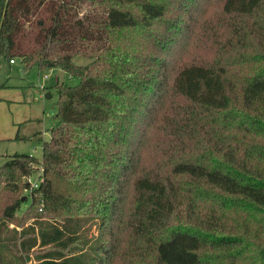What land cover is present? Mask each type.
<instances>
[{"label":"trees","instance_id":"16d2710c","mask_svg":"<svg viewBox=\"0 0 264 264\" xmlns=\"http://www.w3.org/2000/svg\"><path fill=\"white\" fill-rule=\"evenodd\" d=\"M206 2L0 0V57L79 79L0 165V264H264V0H215L223 58L169 62Z\"/></svg>","mask_w":264,"mask_h":264},{"label":"rangeland","instance_id":"374dc122","mask_svg":"<svg viewBox=\"0 0 264 264\" xmlns=\"http://www.w3.org/2000/svg\"><path fill=\"white\" fill-rule=\"evenodd\" d=\"M214 2L215 0H207L203 7H206L208 11L195 12L196 21L188 33L174 43L176 46L174 53L177 52V54L174 60L169 57V62L177 63L182 56L209 62L223 58L215 50L216 44L210 29L203 30L202 24L199 23L205 19H214L218 7L213 5ZM179 3H182V0H172V6ZM176 14L178 11L171 12L172 17ZM242 52L245 56L246 52L244 50ZM238 59L236 54L233 55L232 60L227 56V66ZM75 61L78 64L89 62L83 56H77ZM58 81L71 85L79 83L77 77L70 76L59 66L41 68L39 64H33L26 69L20 59L11 63L4 57H0V165L16 153L42 157L43 141L50 139L51 128L56 122L58 97L54 87ZM43 87H51L53 95L46 96ZM37 131L42 132L40 139L34 136ZM38 176L39 172L35 171L31 179L37 181ZM30 204L31 198L23 201L18 214L21 215ZM14 227L15 224L10 223V228ZM85 233L91 236L98 234L97 226L93 224ZM38 256L37 251H32L27 258L21 256L20 259H16L14 264H40L43 259Z\"/></svg>","mask_w":264,"mask_h":264},{"label":"built area","instance_id":"2783aa9c","mask_svg":"<svg viewBox=\"0 0 264 264\" xmlns=\"http://www.w3.org/2000/svg\"><path fill=\"white\" fill-rule=\"evenodd\" d=\"M11 63H15V60H11ZM39 179H40V177L38 176L37 181H33V180L31 179V177H29V178H28V181L31 182L32 186L36 187V186L38 185V183H39Z\"/></svg>","mask_w":264,"mask_h":264}]
</instances>
